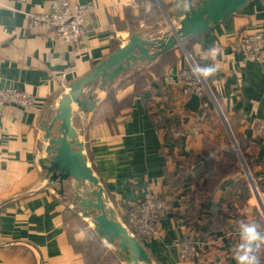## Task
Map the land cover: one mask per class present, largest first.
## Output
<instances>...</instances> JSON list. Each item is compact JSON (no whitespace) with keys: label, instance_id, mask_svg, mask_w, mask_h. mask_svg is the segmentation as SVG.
<instances>
[{"label":"crops","instance_id":"crops-1","mask_svg":"<svg viewBox=\"0 0 264 264\" xmlns=\"http://www.w3.org/2000/svg\"><path fill=\"white\" fill-rule=\"evenodd\" d=\"M50 1L0 0V87L22 89L35 96L31 107L0 106V264L86 263L71 242L68 226H73L77 240L95 238V230L74 205V180L63 190L44 167L49 156L46 127L78 78L134 34L157 38L169 28L158 0L157 7L152 0H69L93 7L84 37L69 46L53 32L32 26L31 16L48 10ZM176 1L162 0L169 13ZM142 8L153 11L152 15L133 25L131 20H136L134 15ZM256 32L264 33V0H250L238 14L190 40L189 52L196 64L219 65V71L205 81L234 137L236 133L243 142H253L248 159L264 184V141L258 140L256 133L264 126V48L262 59L252 60L242 41ZM213 46L219 49L215 60L201 59ZM180 48L175 47L174 62L162 60V73L153 71L144 94L135 95L122 117L107 119L113 113L110 91L119 99L125 97L133 91L137 74L156 59L133 63L112 83L102 84L100 78L85 91L86 104L73 105L72 122L88 164L120 216L122 204H136L163 191L169 181L167 173L175 167V156L187 160L194 156L184 177L187 188L180 191L186 198L192 188L197 191L195 200L187 198L198 205L194 220L188 224V219L178 214L186 199L179 196L163 219L161 233L144 245L155 264H188L180 258L181 240L192 236L198 239L200 264H237L234 246L239 242V224L254 222L264 229V213L250 198L239 202L245 192L239 183L245 176L241 171H229L232 164L225 133L230 134L223 118L219 124L212 123L204 108L185 107L181 72L188 58ZM173 119L180 130L166 140L164 127ZM202 169L201 175L195 174ZM232 190H236L234 195ZM259 255L264 264V254Z\"/></svg>","mask_w":264,"mask_h":264},{"label":"water","instance_id":"water-1","mask_svg":"<svg viewBox=\"0 0 264 264\" xmlns=\"http://www.w3.org/2000/svg\"><path fill=\"white\" fill-rule=\"evenodd\" d=\"M166 14L169 28L161 37L146 38L134 34L129 41L119 46L110 56L99 63L92 71L78 78L63 95L57 113L48 122L45 134L49 156L44 159L45 169L58 179L63 190L74 180V205L81 208L83 216L90 219L96 233L107 244H113L116 253L124 264H155L149 251L135 233L119 218L116 207L109 200L105 186L88 164L83 150V142L79 132L72 122L73 105L84 106L88 101L84 98L85 91L92 85H97L102 78V84L112 83L115 78L131 67L133 63L142 60L152 61L180 46L185 56L193 62L186 40L198 37L213 30L221 22L242 11L250 0H188L190 11L175 2L174 11L169 13L162 0H158ZM151 48L157 50L152 52ZM205 89L220 112L238 155L244 164L247 178L255 187L252 176L236 138L225 120L222 111L215 100L210 87L205 82ZM90 98H93L90 95ZM190 109H203L201 95L193 93L185 104ZM47 187L49 182H45ZM258 198L259 193L256 191ZM264 211V207H263ZM110 243V244H109Z\"/></svg>","mask_w":264,"mask_h":264},{"label":"trees","instance_id":"trees-1","mask_svg":"<svg viewBox=\"0 0 264 264\" xmlns=\"http://www.w3.org/2000/svg\"><path fill=\"white\" fill-rule=\"evenodd\" d=\"M153 4L155 7H157L158 3L156 0H152ZM142 13L146 14V18L144 21L148 20V17L150 15H152L153 11H146L144 8L139 9L136 14L134 15V18L136 19L131 20V23L133 25H139L140 21L144 18L141 17ZM197 38V37H192L187 39L186 45L187 48L189 49V51L192 53V39ZM181 49V48H180ZM183 52V51H182ZM184 53V52H183ZM165 59L168 62H174L177 59V55H176V50L175 48L170 50L169 52L165 53L164 55H162L161 57L157 58L155 61H153V63L150 65L149 68H145L142 72H139L137 75V79H134V87H133V91L128 93L125 97H123L122 99H119L116 95V92L114 93V91H110L109 93V101L112 103V110L113 113L110 114V116L107 118L110 121H114L120 117H122L123 114V110L127 109L129 106L132 105L133 101H134V97L136 94L138 93H143L145 92V89L147 87L148 84V80L152 78V73L153 71H155L158 74L162 73L163 70V66L164 63L162 62V60ZM191 63L189 60H186L185 66L181 72V78L184 81L185 86L182 89L181 95L185 97L189 96V94H186L185 90H186V86H188V79L191 78L193 76L192 72H191ZM187 70V74L184 75L183 72L184 70ZM150 81V80H149ZM210 83V82H209ZM211 88V86H210ZM212 90V89H211ZM190 94H192V92H190ZM201 99H202V107L206 110L207 114L209 115V117H212V112L216 111L215 105L212 102L211 96L210 94L204 89L201 93ZM205 103H208L207 106H205ZM217 121L219 122V118H217ZM164 129L165 131V138L166 140H169L170 137H174V131L176 130H180V127H178V125L174 124V119L171 121L170 124L165 125ZM235 136L237 138V142L238 145L241 149L242 154L245 156V159L247 161L248 167L252 173V176L255 180V183H257L258 187H259V192L261 194L262 199H264V188L262 190V188H260V186L264 187L262 180H260L258 178V176L256 175V171L253 169L252 167V161L251 159H248V156L253 152V142L251 140H248L247 143L243 142L242 139L235 133ZM258 140L260 141H264V135H258L257 136ZM225 140L226 143L228 145L227 148V152L230 154V163L232 164L230 167L229 171L232 172H240L242 170V168L240 167L239 163L237 162V160H235V152H233V148H234V144L232 139L230 138V136L228 135V133H225ZM172 154V153H171ZM190 158L187 160L186 157L180 158L175 156V167L172 170H169V172L167 173L169 181L166 184V186L163 188V191H161L160 193H155L154 195H152V197L156 200H163L167 203L168 205V210L166 215L168 214V211H172L173 208V202L174 200H176L179 196L183 199H185L186 197H182L181 192L184 191V189H186V184H184V177L185 175L189 172V170L187 169V165L189 166V164L193 161V159L195 160L196 158L194 156H189ZM174 158V157H173ZM203 169L202 170H196L195 174L197 175H201L203 173ZM201 173V174H200ZM193 174V173H192ZM239 186H241V188L243 190L248 191V193H252L251 190V184L250 182L247 180L246 177H243V179L240 181ZM181 191V192H180ZM236 192V190H232L231 194L234 195ZM197 191L192 188L190 190V192H188V197L191 200H195L197 197ZM185 199V208L184 210H179L178 214L181 213V217L187 218L188 219V224L190 223V221L194 220V213H197L198 209V205L192 203L190 200ZM145 199H143L140 202L145 201ZM139 203V202H138ZM122 204L121 206V217L122 220L124 221V223L131 229V231L133 233L136 234V236L140 239V241L143 244H146L149 239L151 238V236L143 234L141 232H139V230H137L134 225L131 223L130 221V212L133 210V208L138 204ZM197 206V207H196ZM166 215L162 218L165 219ZM177 216V213H176ZM177 219H180V216H177ZM74 220H78V218H74ZM163 222V220H162ZM68 231L71 237V242L73 244V246L79 250L80 252H82L84 259H85V264H90L88 263L89 261V252H88V245L91 244L92 242H96L98 241V245L100 247H102L103 250H108L109 251V257L107 259V261L103 264H123L121 259L119 258L118 254L116 252H114L117 256V260H114V258L112 257L113 251L111 248H108V245L103 241L102 238H100L98 235H96L95 238L90 239L89 241H85V240H77L75 239V232L73 230V226H68ZM182 244H195L199 247V243H198V239L193 238L192 236H187L185 235L182 240H181ZM111 249V250H110ZM259 254H264V251H261Z\"/></svg>","mask_w":264,"mask_h":264},{"label":"built area","instance_id":"built-area-1","mask_svg":"<svg viewBox=\"0 0 264 264\" xmlns=\"http://www.w3.org/2000/svg\"><path fill=\"white\" fill-rule=\"evenodd\" d=\"M93 7L88 3H72L69 0H51L48 10L35 13L31 16L32 26L38 29L53 32L58 38L69 46L78 44L85 35V26ZM243 49L246 54L256 61L262 59L264 48V33L256 32L243 37ZM191 66L195 64L190 62ZM184 75L187 74L185 69ZM205 79L192 76L186 86V100L193 93L201 95L205 89ZM203 86V87H202ZM206 90V89H205ZM192 92V94H190ZM35 103V96L25 90L13 87H0V106L19 104L31 107ZM208 103H205L207 106ZM258 135H264V126L256 129ZM168 205L163 200H156L152 196L139 202L130 212V221L139 232L151 237L162 231V218L166 215ZM180 258L188 264H200L201 250L195 244H184Z\"/></svg>","mask_w":264,"mask_h":264},{"label":"clouds","instance_id":"clouds-1","mask_svg":"<svg viewBox=\"0 0 264 264\" xmlns=\"http://www.w3.org/2000/svg\"><path fill=\"white\" fill-rule=\"evenodd\" d=\"M177 6H183L185 11H190L188 0H177ZM219 54V49L210 47L201 59L211 58L213 61ZM219 71L218 64L200 65L195 64L191 72L198 79H209ZM264 249V229L254 222H241L239 224V242L234 246V259L237 264H262L259 253Z\"/></svg>","mask_w":264,"mask_h":264},{"label":"rangeland","instance_id":"rangeland-1","mask_svg":"<svg viewBox=\"0 0 264 264\" xmlns=\"http://www.w3.org/2000/svg\"><path fill=\"white\" fill-rule=\"evenodd\" d=\"M141 17L144 18V19H142L144 21L145 18H146V14L142 13ZM203 90H204V88H203ZM215 108H216V111L212 112L213 116L211 117V119L213 120L212 123L215 122L216 124H219L220 121L218 122L217 121V118H220L222 116H221L220 112L218 111L216 105H215ZM226 131L227 130L225 129V132ZM223 134H224V131H222L219 134V136L220 135H223ZM233 152H235L234 153L235 154V158H236L235 160H237V162L239 163L240 167L242 168L241 172L247 178L246 171L244 169V164H243V162L241 161V158L238 155V150H237V148H236L235 145H234V148H233ZM228 157H230V156H228ZM247 180L250 182V179L247 178ZM250 184H251L252 193H248V191L245 190V192L243 193V197L240 198L239 202L240 203H243L246 199L250 198V200H252V201L255 202V204L259 208V210L264 213V211H263L264 202H263L262 197H261V194L259 192V187H258L257 183H255V187L253 186V184L251 182H250ZM260 188H262V190H263L264 187L260 186ZM256 191L259 193L260 199L258 198V196L256 194ZM226 198H228V196ZM119 218L122 219V217L120 215H119ZM89 220L90 219H88V225L91 226L93 228V230H95L94 224L91 223L92 222L91 220L90 221ZM95 234L98 235L96 233V231H95ZM108 248H111L112 250H114L113 251V254H112V257L114 258V260H117L118 258L116 256V254L114 253V252H116L115 251L116 248L115 247H112L110 245H108ZM88 252H89V261H88V263H90V264H103V263H105L107 261L108 258H110L109 257V251L108 250H103L102 247H100L98 245V241H96L95 243L92 242L91 244L88 245Z\"/></svg>","mask_w":264,"mask_h":264},{"label":"bare ground","instance_id":"bare-ground-1","mask_svg":"<svg viewBox=\"0 0 264 264\" xmlns=\"http://www.w3.org/2000/svg\"><path fill=\"white\" fill-rule=\"evenodd\" d=\"M91 223H93V222H91ZM109 244H110V243H109ZM110 246L114 247L113 244H110Z\"/></svg>","mask_w":264,"mask_h":264}]
</instances>
